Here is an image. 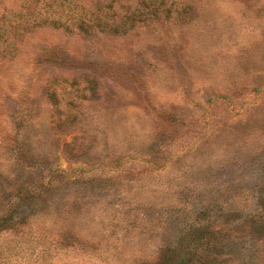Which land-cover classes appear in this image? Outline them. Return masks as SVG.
<instances>
[{
    "label": "rangeland",
    "instance_id": "rangeland-1",
    "mask_svg": "<svg viewBox=\"0 0 264 264\" xmlns=\"http://www.w3.org/2000/svg\"><path fill=\"white\" fill-rule=\"evenodd\" d=\"M161 2L0 57V264H264V0Z\"/></svg>",
    "mask_w": 264,
    "mask_h": 264
},
{
    "label": "trees",
    "instance_id": "trees-1",
    "mask_svg": "<svg viewBox=\"0 0 264 264\" xmlns=\"http://www.w3.org/2000/svg\"><path fill=\"white\" fill-rule=\"evenodd\" d=\"M157 0H141L134 8L114 9L111 4L94 0H23L21 8L0 14V57H6L16 49L23 37L40 28H53L81 35H126L138 25L152 21L170 9L161 10ZM164 4V0H161ZM163 264H195L189 256L165 253Z\"/></svg>",
    "mask_w": 264,
    "mask_h": 264
}]
</instances>
